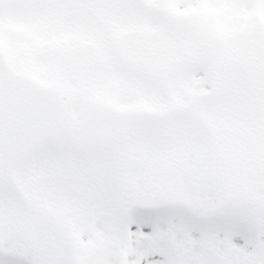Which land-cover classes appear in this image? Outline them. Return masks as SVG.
<instances>
[{"label": "snow or ice", "instance_id": "obj_1", "mask_svg": "<svg viewBox=\"0 0 264 264\" xmlns=\"http://www.w3.org/2000/svg\"><path fill=\"white\" fill-rule=\"evenodd\" d=\"M0 264H264V0H0Z\"/></svg>", "mask_w": 264, "mask_h": 264}]
</instances>
